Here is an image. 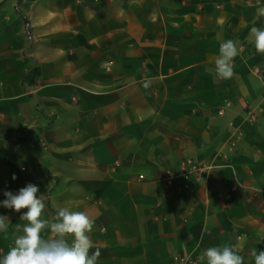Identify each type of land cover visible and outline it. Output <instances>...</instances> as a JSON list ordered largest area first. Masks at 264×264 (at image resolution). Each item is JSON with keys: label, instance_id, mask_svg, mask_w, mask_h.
I'll use <instances>...</instances> for the list:
<instances>
[{"label": "crops", "instance_id": "obj_1", "mask_svg": "<svg viewBox=\"0 0 264 264\" xmlns=\"http://www.w3.org/2000/svg\"><path fill=\"white\" fill-rule=\"evenodd\" d=\"M261 6L0 0V201L32 183L45 197L42 218L59 207L85 212L98 264H207L203 251L224 244L255 264L251 252L264 251V54L248 37L264 28ZM228 39L240 53L233 77L216 83ZM26 211L0 206L10 220L0 255Z\"/></svg>", "mask_w": 264, "mask_h": 264}, {"label": "clouds", "instance_id": "obj_2", "mask_svg": "<svg viewBox=\"0 0 264 264\" xmlns=\"http://www.w3.org/2000/svg\"><path fill=\"white\" fill-rule=\"evenodd\" d=\"M257 11L259 16H264V6ZM248 38L257 53L264 54V28L252 26ZM239 53L237 43L231 39L220 45L214 61L217 77L214 82L233 77L232 61ZM144 87H149V83ZM13 179H16L15 175ZM39 192V187L32 183L16 193L4 191L5 199L0 201V206L16 212L27 211L20 216L24 223L15 225L13 245L6 254L0 255V264H98L101 250L94 248L89 235L95 221L85 212L69 207H59L53 220L42 218L46 204L45 197L38 195ZM9 223L8 216L0 215V233L5 238ZM46 232L54 235L45 238ZM92 249L94 251H90ZM251 255L255 264H264V251L253 250ZM199 260H206L207 264H244V257L228 244L206 248Z\"/></svg>", "mask_w": 264, "mask_h": 264}, {"label": "built area", "instance_id": "obj_3", "mask_svg": "<svg viewBox=\"0 0 264 264\" xmlns=\"http://www.w3.org/2000/svg\"><path fill=\"white\" fill-rule=\"evenodd\" d=\"M222 110H220V114H222ZM119 162H116V165H119ZM187 164L190 166V171H200V166L192 161H188ZM140 178H143V175H140ZM175 261L179 264H198V260L196 258L186 257V256H177L175 257Z\"/></svg>", "mask_w": 264, "mask_h": 264}]
</instances>
